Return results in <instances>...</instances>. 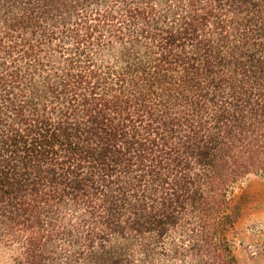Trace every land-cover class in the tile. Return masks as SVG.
I'll use <instances>...</instances> for the list:
<instances>
[{
	"label": "trees",
	"instance_id": "16d2710c",
	"mask_svg": "<svg viewBox=\"0 0 264 264\" xmlns=\"http://www.w3.org/2000/svg\"><path fill=\"white\" fill-rule=\"evenodd\" d=\"M264 178V0H0V258L238 264Z\"/></svg>",
	"mask_w": 264,
	"mask_h": 264
},
{
	"label": "rangeland",
	"instance_id": "374dc122",
	"mask_svg": "<svg viewBox=\"0 0 264 264\" xmlns=\"http://www.w3.org/2000/svg\"><path fill=\"white\" fill-rule=\"evenodd\" d=\"M230 211L235 222L227 232L238 264H264V178L249 175L231 188ZM0 264H11L7 257Z\"/></svg>",
	"mask_w": 264,
	"mask_h": 264
}]
</instances>
